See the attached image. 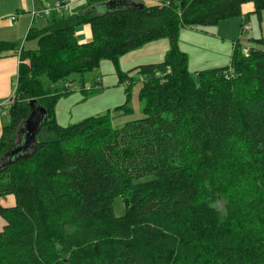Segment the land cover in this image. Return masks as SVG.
Returning a JSON list of instances; mask_svg holds the SVG:
<instances>
[{
	"label": "trees",
	"instance_id": "1",
	"mask_svg": "<svg viewBox=\"0 0 264 264\" xmlns=\"http://www.w3.org/2000/svg\"><path fill=\"white\" fill-rule=\"evenodd\" d=\"M65 1L23 43L0 39V57L21 49L0 138V197L15 198L0 203V264H264V47L247 55L237 39L229 64L193 71L180 44L183 27L240 17L247 2L263 18L264 0H155L103 13L92 5L105 0L77 13ZM84 24L93 37L80 42ZM164 37L163 61L121 69V56ZM103 60L126 84L125 102L59 122L75 75ZM137 82L144 116L118 127ZM33 99L48 110L40 131L55 138L11 154Z\"/></svg>",
	"mask_w": 264,
	"mask_h": 264
},
{
	"label": "rangeland",
	"instance_id": "2",
	"mask_svg": "<svg viewBox=\"0 0 264 264\" xmlns=\"http://www.w3.org/2000/svg\"><path fill=\"white\" fill-rule=\"evenodd\" d=\"M144 1L147 3L156 2L155 0ZM126 2L127 0H118L115 4V7L125 5ZM157 2L161 4L164 3L161 0H157ZM247 3H251L253 5L252 2ZM99 10L105 12L107 11V7L101 6L99 7ZM37 20L38 24H42V21H45L43 18H37ZM258 37H264V17L259 18L255 14L251 16H248V14H243L241 17L223 20L216 25H205L199 28L183 27L180 30V44L182 41V49H186L188 52L190 58V69L193 71L205 67L209 68L211 66L229 64L233 54V44L237 39L247 45L245 47H250L251 45L264 47V45H259L261 44L260 42L253 40V38ZM162 40L164 42H157ZM167 42L169 43V39L164 37L160 38L159 40L151 41V44L149 42L137 49L130 50L120 58L122 63L121 69L123 71H128L129 69L126 70L125 66L130 67L139 63L147 64L148 62H158L161 59V61H163L164 59L162 53L164 51V46L162 43ZM183 47H185V49ZM165 50L166 52L168 51V49ZM104 61H106L105 64L98 67L97 69L75 75L79 80L78 83L74 84L76 87L75 90L64 95L57 104L56 114L59 122L66 124L73 120L96 114L98 112H94V107L103 108L104 111L101 113H107L108 111L113 110V108H116L118 102L119 104H123L125 102L126 84H119L118 71H116L113 62L110 60H103L102 62ZM101 71L104 72V78L106 80L104 86L107 87L106 89H110L108 95H105L104 91L106 89L101 93H97L103 88L101 79L99 78L100 76H98ZM131 75L137 77L138 79H144V76L141 74L134 73ZM82 83H84L83 86ZM140 86L141 82H137L133 87L132 106L134 107V111L132 113H127L126 115L122 114L119 118L116 116L120 114H114L115 124L118 127H122L130 120L138 119L144 116L142 112L143 102L138 96ZM84 88L95 90L97 92L85 93V91H83ZM10 122L11 118L6 124H9ZM37 136L38 140L55 138L54 135L49 132L47 127H43ZM0 203L5 205H13L15 203V198L12 195L2 196L0 197ZM222 204L223 201H219V206H222ZM125 211V205L121 198H116V215H123ZM4 224L5 220L0 215V230L3 228Z\"/></svg>",
	"mask_w": 264,
	"mask_h": 264
},
{
	"label": "crops",
	"instance_id": "3",
	"mask_svg": "<svg viewBox=\"0 0 264 264\" xmlns=\"http://www.w3.org/2000/svg\"><path fill=\"white\" fill-rule=\"evenodd\" d=\"M58 1L60 0H46V1L44 0H0V39L8 40V41L15 42L18 44L23 43V40L27 36V33L32 23L34 22V20L36 22L38 21L37 18L47 17L46 15H39V16L34 15L35 16L34 17L32 14V11L34 10L41 11L47 5L54 4L55 2H58ZM67 1L70 2V12L72 13H77L81 11L85 7V5H87V0H67ZM117 1L118 0H105L102 2H98L92 5V9L94 11H97L98 13H103L102 11L99 10V7L105 6L107 7V11H108L115 7V4L117 3ZM132 1L139 3V2H143L144 0H132ZM254 9H255L254 3L253 5L251 3H247V4L245 3L242 5V15L248 14V16H251L254 14L253 13ZM77 36L80 42L90 41L93 37L91 25L84 24L82 27H80L77 31ZM258 38H261V37H258ZM157 42H164V41L162 40V41H157ZM162 44L164 46V51L162 53L163 59H164L165 54H166L165 49H169V43L167 42V43H162ZM181 44H182V41H181ZM245 46L247 45H244V47ZM183 48L185 49V47ZM105 62L106 61L102 62L101 66L105 64ZM158 62H148V63H158ZM19 64H20V57H19L17 50L8 53L5 56L0 57V138L2 136L4 125H6V123L9 122L10 120V106L13 101L12 96L14 95V90L16 86ZM139 64H136V65H139ZM134 66H130V67L125 66V67H126V70H128ZM121 67H122V63H121ZM211 67H216V66H211ZM205 68H208V67H205ZM201 69H204V68H201ZM196 70H199V69H196ZM100 74H98V76H100L99 78L101 79L103 88L99 90L97 93H101L107 88L106 86H104V83H106V80L104 78V72L101 71ZM109 91L110 89H106L104 91L105 95H108ZM117 104H118L117 106H119L122 103L119 104L118 102ZM93 109H94V112L95 111L98 112L96 114H99L102 111H104L103 108L94 107ZM82 115H85V114H82Z\"/></svg>",
	"mask_w": 264,
	"mask_h": 264
},
{
	"label": "water",
	"instance_id": "4",
	"mask_svg": "<svg viewBox=\"0 0 264 264\" xmlns=\"http://www.w3.org/2000/svg\"><path fill=\"white\" fill-rule=\"evenodd\" d=\"M129 4L135 6L138 5V3L132 0L129 1ZM30 105H31V111L29 117L25 121L26 124L25 135L21 140V144L15 150H13L11 154L19 153L21 151H27L28 149H31V147L37 142L36 137L40 131L42 123L47 118L48 110L44 106L38 105L36 99L31 100ZM7 155L8 153H5L2 157L5 158Z\"/></svg>",
	"mask_w": 264,
	"mask_h": 264
},
{
	"label": "bare ground",
	"instance_id": "5",
	"mask_svg": "<svg viewBox=\"0 0 264 264\" xmlns=\"http://www.w3.org/2000/svg\"><path fill=\"white\" fill-rule=\"evenodd\" d=\"M129 1H130V0H127L126 4H125L124 6H129V5H131V4H129ZM59 2H60V1L55 2L54 4L47 5V6L44 7L41 11L34 10V15H36V16H39V15H46V16H49V15L53 14L54 11H57V4H58ZM118 7H120V6H117V7L113 8V9H116V8H118ZM120 8H121V7H120ZM113 9H110V10H113ZM249 51H250V49H249L248 47H246V48L244 49V52H245L247 55H249ZM16 85H17V82H16Z\"/></svg>",
	"mask_w": 264,
	"mask_h": 264
},
{
	"label": "built area",
	"instance_id": "6",
	"mask_svg": "<svg viewBox=\"0 0 264 264\" xmlns=\"http://www.w3.org/2000/svg\"><path fill=\"white\" fill-rule=\"evenodd\" d=\"M63 3H65V4L68 6V3H67L66 1L59 2V3L57 4V9H58V8H61V6H62ZM33 14H34V11H33ZM18 53H19V54L21 53V49L18 50Z\"/></svg>",
	"mask_w": 264,
	"mask_h": 264
}]
</instances>
